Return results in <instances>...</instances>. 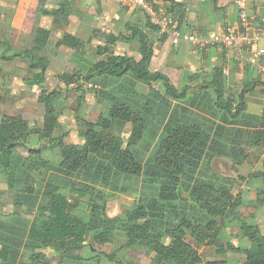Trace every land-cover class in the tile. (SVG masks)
<instances>
[{
	"label": "trees",
	"instance_id": "obj_1",
	"mask_svg": "<svg viewBox=\"0 0 264 264\" xmlns=\"http://www.w3.org/2000/svg\"><path fill=\"white\" fill-rule=\"evenodd\" d=\"M146 1L155 8L158 2H167V13L176 17L183 28L182 14L179 17L174 15L182 5L180 0ZM212 4L214 9L219 8L218 0H212ZM138 9L144 13L139 24L135 22L130 25V22L129 34H110L108 39V43L136 40L138 59L126 54H114L109 45H99L97 53H108V56L93 62L85 70L74 61L67 60L57 75V85L52 88L45 86L50 61L44 52L50 41L49 31L36 27L29 45L20 50H11L8 40H0V46L4 43L3 49L7 51H2V59L18 58L29 62L28 75L23 82L27 86L41 87L36 100L44 107L42 126L39 128H30L29 123L20 116H7L0 121V176L8 189L14 191V210L8 214L12 217V223L0 222V227L5 231L0 234L1 264H15L20 249L25 245L55 249L60 264L84 259L87 255L83 250L88 247L95 248L109 261H118L116 256L122 249L141 247L146 254L152 253L156 264H221L219 260L203 262L199 248L202 243L214 247L216 253L221 255L228 252L243 254L244 259L238 264H264V234L257 225L248 223L240 214L237 215L240 233L250 245L246 248L229 242L224 245L218 239V218L241 204L240 193L234 195L231 192L233 180L218 176L205 180L199 172L202 161L206 160V164H209L215 154L231 157L241 164L245 159V155L241 156L245 146L264 143V105L262 114L253 124L256 128L236 127L229 136V142L221 145L222 148L219 147L221 132H212L198 123L182 122L175 115L177 107L173 106L174 111L167 115L156 149L147 158H142L137 145L148 128L147 117L152 113L153 104L169 98L185 99L189 86L178 89L166 74L150 68L154 47L147 31H157L159 27L151 22L145 10ZM62 11V8L42 9L39 13L56 15L62 14ZM162 36L168 35L162 33ZM83 43L69 33L55 41L56 46L65 45L73 50H79ZM109 76L126 79L130 76L135 80L129 81L131 87L134 82L148 85L150 90L142 105H131L119 96L122 92H128L130 86L116 83L98 88L95 91L96 100L110 103L101 109L95 121L85 120L79 125V135L83 141H68V131L54 136L59 122L57 102L65 100L69 90L75 88L80 90L77 97V103H80L83 83ZM154 83H158L161 90L157 87L153 89ZM261 86H264V81L259 77L245 79L235 103L226 95L223 66L216 65L211 78L201 85L200 96L193 95L189 106L205 113L212 110L209 113L211 117L221 110L225 119L234 123L247 109L246 97ZM207 88L213 91L214 101L211 95L210 98L203 95V90ZM135 93L138 94V91L135 90ZM116 122L130 124L126 141L112 132ZM242 124L251 125L247 120ZM31 133L47 143V148H58L61 161L57 165L47 161L42 163L63 175L66 178L64 183L58 184L53 175L51 178L44 175L37 183L31 178L36 167L32 159L39 156L41 151L25 149L27 154L24 155L18 150L20 142ZM218 138L220 141H216ZM134 176H140L142 184L137 203L122 214L108 216L106 202L109 193L126 191V179ZM258 177L263 187L256 192V200L264 205V169L258 173ZM67 189L79 198L89 196L85 206L86 217L73 213L77 202L68 200L64 193ZM194 205L203 211V217L187 211ZM23 208L26 214L32 215L31 220L22 215L20 211ZM115 230L122 231L125 240L111 252L105 253L101 246L110 240ZM164 236L168 241L162 240ZM39 256L40 253H37V263L34 264H40Z\"/></svg>",
	"mask_w": 264,
	"mask_h": 264
},
{
	"label": "rangeland",
	"instance_id": "obj_2",
	"mask_svg": "<svg viewBox=\"0 0 264 264\" xmlns=\"http://www.w3.org/2000/svg\"><path fill=\"white\" fill-rule=\"evenodd\" d=\"M226 1L227 0H218V4L222 6ZM241 1L246 2V0ZM256 1L259 3L257 4L255 0H253L251 3L252 9L255 11L257 8L260 9L261 7V9L264 10V0ZM180 2H182V5L179 7V10H176L174 15L179 17V14H182V24H185L188 27L194 26L196 22L199 23V26L201 27H199L196 31L198 33L201 31H199L201 28H204L203 30L205 32L214 28L221 29L228 19L227 13L220 11L219 9H214L212 0H180ZM230 2H233L231 4H234V0H230ZM166 5L169 4L167 2L158 3L156 10L160 13L161 10L163 11L168 9ZM160 8L161 10H159ZM88 9L91 11L90 7H88ZM7 10L8 13L7 15H4V17L9 19L13 15V10L11 8H8ZM126 10L128 9L126 8ZM231 13H233V11ZM143 16L144 13L137 8L135 13L131 15L128 22H131V24L129 23L130 25L133 23L135 24V22L139 24L140 18H143ZM129 24H127V26L125 25V27L121 26V31H117L116 33L118 35L112 33L109 27L102 26L99 32L95 33L94 39L84 42L83 46L80 48L81 50H74L73 56H68V52H70V49L68 48L64 52H57L53 51L54 48L52 46H48L46 48L47 51L44 52V55L48 57L51 68L47 70L48 72L46 75L47 79L45 86H48L49 88L54 87L55 82L58 80L57 72L61 70L59 68V64L61 67L67 60H79L80 56L83 59L85 66H87L89 63L95 62L96 59L102 58L103 55L108 56V53L103 55H99L97 53L96 49L99 45H109L111 52L114 54L125 53L127 55L126 50H128L131 45H134V43H128L125 42V40H116L114 43H108V39L110 38V34L113 36L114 34L115 36H125L129 34ZM212 25L213 27H210ZM203 30L201 32H204ZM0 40L7 39L3 38ZM8 41L11 45V50H20L21 48H17L19 47V43L20 45H23L21 44L22 42H20L15 37L10 38ZM55 41L56 40H52V45L54 47H56ZM0 47L4 48V43H1ZM3 48L1 50L7 53V51H5L6 49ZM2 51H0V121L7 116H20L29 123L30 128H39L42 126L43 106L38 104L36 98L41 87L36 85L31 87L24 84L23 78L28 75L27 60L18 58L4 60L1 57ZM128 52L130 54L133 51L130 50ZM171 53H173V51L170 49L169 45L162 47V49L156 50L150 67L152 70L157 67L159 71L168 73L174 83L177 84L178 89L188 83V93L186 98L182 100L169 98V100L167 99L165 102H163V100H159L153 104L152 113H150L149 117H147L149 120L147 122L148 128L137 145V150L142 158H147L156 149V145L159 136L161 135L163 125L166 122L167 115L169 112H171V110L174 111V107H177V111L175 112L176 117L177 113L180 112L184 119L187 120H181L182 122H189L193 117L195 118L197 116V109L189 106V100L193 95H197L198 97L200 96L199 92H201L203 89L201 85L211 78L212 70L216 65H220V63L223 64L226 95L227 97H230L235 103L237 102V95L243 85V82L248 75L246 72L247 70L242 72V75L238 72L234 56H224V59H220L221 57H219L217 58V61L216 59H212V63H207L206 53L202 58H196V56L190 58V56H193L194 54L191 52L189 53L187 47H181L179 52L180 57L177 60H174L175 56H173ZM132 54H134L137 58L139 57L136 52H133ZM182 66H184L187 71L184 70ZM182 71L185 73V76H181V78H179V75ZM113 78L116 81L119 80L115 76H113ZM57 83L58 82H56V85ZM119 83L124 84V86H128L129 84L127 79L122 80L121 78ZM61 85H63V83H61ZM154 85L155 87L160 88L159 85L156 86V83ZM106 86H110V84H107ZM155 87H153V89H155ZM82 89L83 99L80 103H77V97L80 95V90L75 88L69 90L68 97L65 100H60L57 102V115L59 122L54 131V136H59L62 133L68 131L67 139L73 143H81L83 141V138L79 135V125L85 120L95 121L99 116L101 109H104L110 103L109 101L100 102L96 100L95 91L97 88L93 81L83 83ZM205 89L203 90V95L205 94L208 98H210L209 95H211L212 100L214 101L215 95L213 91L210 88H207V90ZM135 90L136 89L134 86L130 87L128 92H122L119 96H121L124 100L126 99V101L136 100L139 102L140 98L135 93ZM251 95L253 98L250 108L252 109L248 112H251V114L257 113L255 119H252L251 116L246 115L244 112L245 114L243 113V115L238 118V121L233 123L227 120L226 122L219 118V116L222 115V111L217 110L215 112V116H213L216 118L215 121L210 119L209 121H199L201 125L207 128L209 127L212 132H221V142H219V147L222 148L221 145L224 146L225 143L229 142V136L234 133L236 127L241 126L240 124H242V121L247 120L251 124H242L241 127L244 129L256 128V125L253 124L262 114L264 105V86L258 87ZM135 105L139 106L140 103H136ZM210 112H208V114ZM216 124H219V126ZM130 128V124H119V122H116L113 125L112 132L116 135H119L124 141H126ZM32 135L35 134L31 133L28 136ZM26 139L21 142H25ZM220 140L218 138L216 141ZM39 142V144L43 143V141L40 139ZM18 150L21 154H27L23 146H19ZM39 151H41V154L39 156H34L32 159L33 162H36V167L31 173V178H34V180H36L35 183H37L44 175L45 178H51L53 175L54 180L58 184L64 183L63 181L66 178L63 175H60L58 172L54 171L52 166L46 167L42 163L47 161L57 165L61 161L58 148L49 149L45 147ZM244 155V161L241 164H237L231 157H227L222 154H215L212 156L209 164H206V160H203L199 167V172L202 173L201 175L205 180L209 178L214 179L215 176L230 178L233 180L231 192L234 195L240 193L241 204L234 211H227L225 215L218 218L217 224L219 230L218 239L224 245L229 242L242 248H246L250 244L240 233V224L237 219V215L240 214V216L248 223L257 225L264 234V205L259 204L256 200V192L261 190L263 187V182L258 177V173L264 169V143L257 146H245L244 151L242 150L241 153V156ZM125 186L127 187V190L124 192L109 193L108 200L106 202V214L108 216L113 217L118 214H122L137 203L142 191L141 177L134 176L132 178H127ZM64 193L67 195L68 200L71 202H77L73 213L86 217L85 206L89 200V196L85 195L79 198L75 193L69 191L68 189L65 190ZM13 194L14 191L7 188L4 179L2 176H0V222L3 224L12 223V217L8 214H11V212L14 210ZM23 210L24 208L20 211L22 215L28 217L29 220H31L32 215L26 214ZM187 211H190L192 215L194 213L202 217L204 215L203 211L196 205L187 209ZM4 232L5 231L2 229V227H0V234H3ZM124 240V233L122 231L115 230L110 235V240L103 244L101 249L105 253H109L118 245L122 244ZM162 240L165 241L167 238L164 236ZM39 248H30L29 246L25 245L20 249V255L17 259H15V264L37 263V253H40V264H60L57 260L58 251L53 248ZM199 248L203 262L209 260H219L221 264H238L244 259V255L241 253L228 252L223 255L218 254L216 253L214 247L205 243L199 244ZM95 250V248L91 249L88 247L83 250V253L87 255L88 258H92V256L96 254L97 255L94 257H102L100 264H117L115 261H108L105 256L101 255L99 251ZM123 251L125 252L124 255L126 257L132 258V264H156L153 261L152 253L146 254L145 249L141 247H130L128 249H123ZM120 256H123V254L121 255L119 252V254L116 256V259H119ZM125 256H123V258H125ZM1 261L2 258L0 257V264ZM120 264H123V262H120Z\"/></svg>",
	"mask_w": 264,
	"mask_h": 264
},
{
	"label": "crops",
	"instance_id": "obj_3",
	"mask_svg": "<svg viewBox=\"0 0 264 264\" xmlns=\"http://www.w3.org/2000/svg\"><path fill=\"white\" fill-rule=\"evenodd\" d=\"M252 2H253V0H246V2L241 1V3H238L237 0H234V4H231L233 2H230V0H227L226 2H224V4L222 6H220L218 4V6H219L218 9L220 11H223V12L228 14L227 21L224 23V25L221 29L214 28V29L207 30L205 32L203 30L204 28H201V29H199V31L203 30L204 32L200 31L199 33L205 34V33H208L210 31L219 32L223 29H226V27H228L229 25L236 22L239 12L242 11L243 9L245 10L246 14L249 17L250 16L254 17L253 18L254 19V21H253L254 25H258V23L261 21V18L264 17V10H262L261 7L259 6L260 9L257 8L254 11L251 7ZM255 2L257 4L259 3L256 0H255ZM158 3H161V2H158ZM243 3H244V6H243ZM168 6L169 5H166V7H168ZM88 7L91 8V11L88 9ZM8 8H11L13 10L12 11L13 15L9 19L4 17V15H7V13H8V10H7ZM57 8H62V10H63L62 14L56 13V15H47V14H40L39 13L40 10H42V9L50 10V9H57ZM127 9L128 10H126V7L124 8V6H122L118 0H43V1H40V0H21V1H19V0H17V1H15V0H0V39L5 38L7 40H10V38L15 37L20 42H22L21 44H23V45H20V43H19V47H17V48L23 49L29 45L30 39L34 35L33 32H34L35 28L41 27V28L49 31V33H50V39L51 40L49 41V44L47 45V47L52 46L54 48L53 51H57V52H64L68 48V49H70V52H68V56H73V53H74L73 49H71L65 45H60V46L54 47L52 45V40L60 39L63 37V35L65 33H69V34L77 37L78 39L82 40L83 42H88V41H91L92 39L95 38L94 37L95 33H98L102 26L103 27L104 26L109 27L111 32L116 34L117 31H121V26L125 27V25L127 26V24L130 23L128 21H129L131 15L135 13V10H137L136 8H134V9L127 8ZM163 11H165L167 13V9H165ZM232 11H233V13H231ZM182 26L187 28L190 31L191 30L197 31L198 28L201 27V26H199V23H197V22L194 24V26H191V27H188L185 24H183ZM210 27H213V25ZM115 34H114V36H115ZM147 34L150 37L151 42L153 43L154 54H155L156 50L162 49V47H166L167 45H169L170 49L173 51V53H171V54L173 56H175L174 60L179 59V57H180L179 52H180L181 47H183V48L187 47L189 53L190 52L192 53V49L189 46V44L181 43L178 46H174L171 43V40L168 36H165L164 38L162 37V33L159 30L156 31L155 29H148ZM116 35H118V34H116ZM125 42L134 43V45H131V47L128 48V50H126L127 51L126 53H127V55L133 56L134 58L138 59L139 57L137 58V57H135L134 54H132L133 52H136V54L139 55L137 41L132 40V41H125ZM258 44H260V45L264 44V41L259 40ZM2 48L0 47V51H2L1 50ZM254 49H255V46H253L250 51L245 48V51L241 57V56H238L236 54L235 49L226 48L223 46H212L210 48H207L204 51H201L198 53H192L194 55L193 56L191 55L190 58H193L195 56H196V58H200V57L202 58L203 55L206 53L207 54L206 62L212 63V59L213 60L216 59V61H217V58H219V57H221L220 59H224V56H227V57L234 56V60L237 64L238 72L242 75L243 74L242 72H245L247 70L246 72L248 73V75L246 76V79L247 78L250 79V78L258 77V75L255 71V68H253V66L251 64H249V62L246 59L247 55L250 54ZM79 50H81V49H79ZM130 50L133 52H131L129 54L128 51H130ZM46 51H47V49H45V52ZM115 54L124 55L125 53H115ZM76 55H78V54H76ZM104 58H105V56L103 55L102 58H98V59H96V61L103 60ZM74 62L77 65H79L81 68H83L84 70L89 68L93 63V62L89 63L87 66H85V63L83 62V59L80 56H79V60L74 59ZM28 64H29V62L27 61V67H28ZM220 65L223 66L222 63H220ZM63 66H64V64L61 67L59 64V68L61 70L59 72H57L58 74L61 73ZM182 67L184 70H186V68L184 66H182ZM50 68L51 67H50V63H49L48 69H50ZM223 69H224V66H223ZM153 70H158V69L156 67ZM183 71L180 73L179 78H181V76H183V77L185 76V73ZM47 72L48 71H46V75H47ZM160 72L166 74L169 77L170 82L174 86L177 87V84L174 83V81L172 80L171 76L168 73H165L163 71H160ZM128 77H129V78H127L128 83L131 80L135 81L130 76H128ZM117 78L119 79L118 81H116L113 78V76H109L106 78L97 77L95 80H93V83L96 85V88L98 89V88H103L107 84H110V85H113L116 83L118 84L120 81V78L122 80L126 79V77H117ZM46 79H47V76H46ZM56 82H58V80ZM56 82H55L54 86H56ZM129 84H128V86L131 87L132 85H129ZM154 84H152L153 87H155ZM157 85H159V84L156 83V86ZM186 85H189V84L186 83ZM133 86L139 92L137 95L139 96L140 101L137 102L136 100H132V101H127V102H129L131 105H135L136 103H140V105H142V102L146 98L145 97L146 94L150 90L149 86L142 83V82H134ZM158 90H161V86H160V88H158ZM252 93H250L246 97L247 109L244 112L246 113V115L251 116L252 119H255V117L257 116V113L251 114V112L250 113L248 112V111H251V109H252V108H250L251 101L253 98L251 95ZM125 101H126V99H125ZM38 104H40V103H38ZM40 105H42V104H40ZM140 105L137 107H140ZM196 111H197V113H196L197 116L195 118L193 117L192 120L189 122L201 124L199 122L201 120L209 121V119H210L212 121H215V119H216L215 117H211V115H209L208 113L201 112L199 110H196ZM243 113L240 116H242ZM43 114H44V107H43L42 117H43ZM177 117L180 120L187 121L186 119H184L183 115L180 112L177 113ZM219 118L222 119L223 121L227 122V120L225 119V117L223 115H220ZM216 125L219 126V124H216ZM240 125L242 126V124H240ZM124 253L125 252L122 249L120 251V254L121 255L123 254V256H125ZM94 256H96V255H93L92 258H89V259H87V257H85L84 259H81L79 261H72V262H70V264H100L102 261V257H98V256L94 257ZM123 256H120L119 260L115 261V262L117 264H120V262H123V264H132V262H133L132 258L126 257V256H125V258H123ZM110 262H113V261H110Z\"/></svg>",
	"mask_w": 264,
	"mask_h": 264
},
{
	"label": "built area",
	"instance_id": "obj_4",
	"mask_svg": "<svg viewBox=\"0 0 264 264\" xmlns=\"http://www.w3.org/2000/svg\"><path fill=\"white\" fill-rule=\"evenodd\" d=\"M119 3L129 9L141 8L145 10L151 22L159 27L161 33H166L174 46L186 42L190 45L192 53H198L212 46H223L235 49L238 56L243 55L245 48L249 51L253 46L255 49L247 55V61L255 68L258 77L264 81V17L258 25H254V17H249L245 10L239 12L235 23L219 32L198 33L179 26V21L171 13H166L156 8L146 0H118ZM241 3V0H237Z\"/></svg>",
	"mask_w": 264,
	"mask_h": 264
},
{
	"label": "water",
	"instance_id": "obj_5",
	"mask_svg": "<svg viewBox=\"0 0 264 264\" xmlns=\"http://www.w3.org/2000/svg\"><path fill=\"white\" fill-rule=\"evenodd\" d=\"M39 143L38 135L28 136L25 142H20L21 146H23L25 149L40 150L47 147V143Z\"/></svg>",
	"mask_w": 264,
	"mask_h": 264
}]
</instances>
